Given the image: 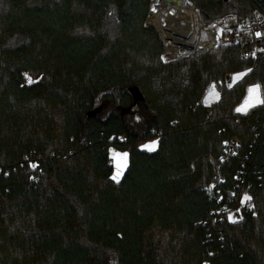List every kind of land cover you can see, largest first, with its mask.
Returning a JSON list of instances; mask_svg holds the SVG:
<instances>
[{
  "label": "trees",
  "instance_id": "obj_1",
  "mask_svg": "<svg viewBox=\"0 0 264 264\" xmlns=\"http://www.w3.org/2000/svg\"><path fill=\"white\" fill-rule=\"evenodd\" d=\"M185 1L203 21L264 8ZM148 5L0 0V264H264V106L233 112L247 85L264 87V59L228 90L226 75L253 63L246 48L165 60ZM210 82L221 98L208 117ZM150 139L154 151L138 148ZM110 147L128 153L118 182ZM236 182L256 215L219 222L211 211L231 206Z\"/></svg>",
  "mask_w": 264,
  "mask_h": 264
},
{
  "label": "built area",
  "instance_id": "obj_2",
  "mask_svg": "<svg viewBox=\"0 0 264 264\" xmlns=\"http://www.w3.org/2000/svg\"><path fill=\"white\" fill-rule=\"evenodd\" d=\"M178 2L180 3V4L178 3L179 5L187 6L188 8L192 9L196 14L198 23L202 26V32L199 33L197 37V42L200 44L202 48L199 51H193L188 55L182 56L177 54L171 46L166 45L163 42V40L160 38L167 51V53L164 56L165 59L177 60V59L189 57L194 54L209 53L213 51L219 44L238 45L240 47L246 48L243 57L246 59H251L253 61V63L248 68H246L244 71L240 73L242 76H245L250 71L256 68L257 60L264 59V8H259V7L255 8L252 11L251 19L244 20L241 22L238 20L237 16L232 12H228L214 18L212 17L207 21H203L201 19V12L197 6L187 3L185 0H178ZM149 6H150V0L148 5V12H149ZM238 81L239 80H237L235 84ZM255 85L257 87H255ZM255 85H251L247 87L246 97H245V98L248 97L249 99L259 100L258 101L259 103H257L253 108L264 106V87H262V85L259 83H256ZM249 88H252L251 91H248ZM214 94H215V99L211 100V106L215 104V100L217 98L218 100H220V93L218 92V97L215 92ZM248 111L246 113H248ZM207 115L208 117L210 116L209 111H207ZM238 146L239 144L237 140L235 138H230L227 143V149H226L227 153L225 159L234 157L237 154ZM218 171H219V166H216L215 173L212 176L213 177L212 185L211 184L209 185L210 190L215 185H217L219 181ZM242 174H243V170L240 169L239 171H237L236 178L239 179V176H242ZM235 186L241 190L246 189V187L243 188L242 183L239 182H236ZM224 210H225L224 207H219L217 210L211 211V213L215 215L216 218L218 217L219 222H222L224 218L221 215Z\"/></svg>",
  "mask_w": 264,
  "mask_h": 264
},
{
  "label": "bare ground",
  "instance_id": "obj_3",
  "mask_svg": "<svg viewBox=\"0 0 264 264\" xmlns=\"http://www.w3.org/2000/svg\"><path fill=\"white\" fill-rule=\"evenodd\" d=\"M146 25L155 29L163 42L182 56L202 47L197 37L202 26L194 11L178 0H150Z\"/></svg>",
  "mask_w": 264,
  "mask_h": 264
},
{
  "label": "rangeland",
  "instance_id": "obj_4",
  "mask_svg": "<svg viewBox=\"0 0 264 264\" xmlns=\"http://www.w3.org/2000/svg\"><path fill=\"white\" fill-rule=\"evenodd\" d=\"M165 60H167V59H165ZM244 70L245 69L230 72L226 75L225 83H226V88L228 90L233 87L232 85H234L237 80H239L238 82H240L244 78V76H242L240 74ZM239 78L240 79L242 78V79L240 80ZM210 84H211V82L209 83L208 87L206 88L204 94L208 90ZM255 84L256 83L249 84L244 88L241 100L233 107L234 113L239 112V111L241 113V111L246 109L245 106H241V103L246 99L245 97H246L247 87L251 86V85H255ZM217 91L220 93V98H221V92L218 89H217ZM204 94H203L202 98L200 99V105L205 110H207L208 108H205L204 104L202 103V99L204 97ZM209 99H210V101L215 99L214 92L209 93ZM236 107H238V111H236ZM107 108L108 107H106V109L103 108V112H106ZM210 108H211V105L209 107V110H207V111H210ZM252 108L253 107H250L248 110H250ZM143 112L144 111L140 106H135L133 109H131V111L126 113V116L129 120V122L132 124V127H135L136 125L139 124V122L142 121ZM240 113H237V114H240ZM153 144L155 145L153 150H148V148L145 147L146 145H153ZM156 147H157V140L156 139L146 140V141L139 143V145H138L139 149H141L143 151H148V152L154 151L156 149ZM124 154H127V155L125 156ZM127 156H128L127 151L117 150V149H114L112 147L109 148V157L111 158L112 167H113V173H112L111 177H113L114 175H117L119 173V179H120V177L122 176V174H123V172L127 166ZM114 181H116V180H114ZM210 184L212 185V182H209V185ZM249 197L251 199H248ZM230 203H231V206L227 207L221 215L223 218L227 219L229 222L235 221L241 215V212L244 210L251 211V213L253 215H256L254 198L252 197V195L249 194V192H246L245 190L240 189L238 195L235 198H232L230 200ZM164 236H166V234H164ZM164 253L167 254L166 251H164ZM168 253H171V251L168 250ZM111 264H116L113 259H111Z\"/></svg>",
  "mask_w": 264,
  "mask_h": 264
},
{
  "label": "water",
  "instance_id": "obj_5",
  "mask_svg": "<svg viewBox=\"0 0 264 264\" xmlns=\"http://www.w3.org/2000/svg\"><path fill=\"white\" fill-rule=\"evenodd\" d=\"M168 1H171V0H168ZM224 1H228V0H224ZM179 3V2H178ZM180 4V3H179ZM255 87H257L256 85H255ZM212 90V91H214L216 94H217V97H218V91H217V89H216V87H215V85H214V83H211L210 84V86H209V88H208V90L206 91V93L204 94V97H203V99H202V103H203V101L205 100V98H206V96H207V94H208V92H209V90ZM135 98H137L136 96H135ZM219 100H218V98L215 100V104L218 102ZM256 105V104H255ZM255 105H253V106H251V107H254ZM236 111H238V107H236ZM248 111V109L246 108V109H244L243 111H241V113H240V111L239 112H236V113H240V114H245L246 112Z\"/></svg>",
  "mask_w": 264,
  "mask_h": 264
},
{
  "label": "snow or ice",
  "instance_id": "obj_6",
  "mask_svg": "<svg viewBox=\"0 0 264 264\" xmlns=\"http://www.w3.org/2000/svg\"><path fill=\"white\" fill-rule=\"evenodd\" d=\"M145 147L148 148V150H153L155 145L154 144L153 145H146ZM124 155L126 156L127 154H124ZM112 179L116 180L118 182L119 181V173L117 175H114L112 177ZM248 199H251V198L249 197Z\"/></svg>",
  "mask_w": 264,
  "mask_h": 264
}]
</instances>
